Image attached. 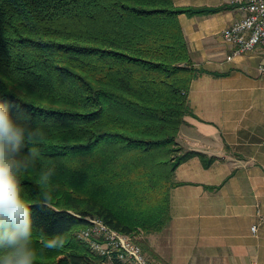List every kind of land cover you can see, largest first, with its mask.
<instances>
[{"label":"trees","instance_id":"1","mask_svg":"<svg viewBox=\"0 0 264 264\" xmlns=\"http://www.w3.org/2000/svg\"><path fill=\"white\" fill-rule=\"evenodd\" d=\"M216 10L173 0H0V99L46 132L39 164L21 177L37 264H110L76 236L88 216L132 235L169 223L174 170L197 153L176 142L200 72L178 15ZM41 169H51L46 180ZM42 188L54 195L51 212L34 202ZM49 238L64 247L45 249Z\"/></svg>","mask_w":264,"mask_h":264},{"label":"crops","instance_id":"2","mask_svg":"<svg viewBox=\"0 0 264 264\" xmlns=\"http://www.w3.org/2000/svg\"><path fill=\"white\" fill-rule=\"evenodd\" d=\"M173 3L218 10L178 15L200 72L188 92L192 115L184 117L176 142L197 153L174 170L169 223L140 233L141 246L164 264H263L264 52L226 58L232 47L221 32L241 16L236 6L223 0Z\"/></svg>","mask_w":264,"mask_h":264},{"label":"clouds","instance_id":"3","mask_svg":"<svg viewBox=\"0 0 264 264\" xmlns=\"http://www.w3.org/2000/svg\"><path fill=\"white\" fill-rule=\"evenodd\" d=\"M45 139L39 124L30 125L11 103L0 99V264H37L38 253L32 247L33 203L25 196L21 177L39 164L38 146ZM50 175L51 169H41L42 179ZM34 202L51 212L55 198L50 189L42 188ZM43 247L61 249L64 241L45 239Z\"/></svg>","mask_w":264,"mask_h":264},{"label":"built area","instance_id":"4","mask_svg":"<svg viewBox=\"0 0 264 264\" xmlns=\"http://www.w3.org/2000/svg\"><path fill=\"white\" fill-rule=\"evenodd\" d=\"M236 6L241 16L223 28L221 35L234 55L251 52L257 48L264 52V0H223ZM264 72V60L259 64ZM77 237L88 244L91 251L105 257L110 264H164L151 257L132 234L113 229L99 217L88 216ZM256 225H252L254 230ZM264 264V263H263Z\"/></svg>","mask_w":264,"mask_h":264},{"label":"rangeland","instance_id":"5","mask_svg":"<svg viewBox=\"0 0 264 264\" xmlns=\"http://www.w3.org/2000/svg\"><path fill=\"white\" fill-rule=\"evenodd\" d=\"M178 146V145H177ZM177 153V152H176ZM180 153V152H179ZM140 233H142V231H139L137 234H135L134 236H135V239H136V241L141 245V240H140V238H139V234ZM77 236V235H76ZM78 238V237H77Z\"/></svg>","mask_w":264,"mask_h":264}]
</instances>
